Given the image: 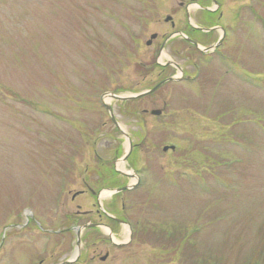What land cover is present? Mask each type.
Wrapping results in <instances>:
<instances>
[{"label": "rangeland", "instance_id": "374dc122", "mask_svg": "<svg viewBox=\"0 0 264 264\" xmlns=\"http://www.w3.org/2000/svg\"><path fill=\"white\" fill-rule=\"evenodd\" d=\"M199 2L0 0V264H54L70 253L73 237L58 230L78 205L90 208L72 201L83 172L98 169L96 154L111 159L100 169L122 170L134 120L119 118L126 137L113 135L101 100L115 111H163L141 115L130 159L143 180L130 209L147 233L141 264H264V0H222L236 32L219 48L199 46L216 50L208 57L159 52L171 31L164 19L180 29V11ZM153 57L199 70L187 66L194 81L139 102L103 96L159 83L166 74L144 61Z\"/></svg>", "mask_w": 264, "mask_h": 264}, {"label": "flooded vegetation", "instance_id": "af4514ba", "mask_svg": "<svg viewBox=\"0 0 264 264\" xmlns=\"http://www.w3.org/2000/svg\"><path fill=\"white\" fill-rule=\"evenodd\" d=\"M199 1H201L198 3L199 9L189 11L187 9L189 3L180 11L181 15L178 18L181 17L182 21L179 23L182 24V28L177 27V23L172 17L168 21L165 19L170 16L164 19L165 25H169L171 31L166 35H161L159 52L168 46H177L179 49H193L199 52L201 56L208 57L216 50L212 53L209 50L202 51L199 46H203L206 50L213 46L219 48L235 34L236 28L233 27L232 21L229 19L230 21L225 24L222 0ZM178 6L183 7V3H179ZM153 35L156 34L151 36ZM157 39H159L158 35L152 41H147L146 45L152 47L153 42ZM144 61L145 64L149 63L151 68H160V76L166 74L159 83L146 91H150L160 84L162 86L144 96H141L142 92L136 93L134 94L136 97L130 101L116 99L112 101L122 104L124 102H139L148 97L152 98L167 84L192 82L194 75L188 74L187 66H192L194 71L199 70V66L187 58H182L181 62L171 60L160 63L157 57L144 59ZM145 64L139 63L140 66ZM179 75L180 78L172 80ZM120 94L107 93V95L114 96H121ZM151 102L157 103L156 100ZM163 104L166 105L165 102ZM110 107V110L105 109L109 121L104 122L102 126L111 129L113 135H121L122 137H125L124 134L126 135L122 130L125 124L119 118L128 116L134 120L133 123L127 124L128 128L136 131L134 140H130L131 149L125 163L131 171L128 169L117 170L114 168L115 165L109 170L100 169L102 166L104 168L111 159H105L98 154L95 155L100 161L98 169L83 172L80 188L74 190L72 196V201L79 198L89 199L90 208L82 211L80 210L81 206L78 205L76 213L71 215L75 219L69 220L67 227L58 230L69 233L73 237L74 243L70 253H64L58 258L52 259L54 264H141L139 245L145 241L147 233H142V225L137 221L136 213L130 209H133V206L137 204V189L143 180L137 170V164L135 169L131 167L130 164L133 161L130 159L132 152L137 151V129H141L143 124L141 115H146L149 112L151 116L158 118L162 114L154 116L151 114L154 110L141 109L138 104L137 109L129 113L127 111H115L112 105ZM115 151L112 162L119 161L121 158L117 156L121 151L119 145ZM38 264H44V262L41 260Z\"/></svg>", "mask_w": 264, "mask_h": 264}, {"label": "water", "instance_id": "95a60500", "mask_svg": "<svg viewBox=\"0 0 264 264\" xmlns=\"http://www.w3.org/2000/svg\"><path fill=\"white\" fill-rule=\"evenodd\" d=\"M167 20H169V19H167ZM156 38V36H152V39H155ZM214 48V47H213ZM158 88V87H157ZM157 88H155V89H153L151 92H153V91H155ZM146 94V93H145ZM144 94H142L141 96H143ZM112 98L113 99H117V100H129V99H131V98H133V97H118V96H112ZM107 109H109L110 110V107L109 106H106L105 104H103ZM162 113V111H160V110H157V111H153L152 112V114L153 115H156V116H159L160 114ZM168 150V148L166 147V148H164V151H167ZM125 159H126V157L123 159V161H125Z\"/></svg>", "mask_w": 264, "mask_h": 264}, {"label": "bare ground", "instance_id": "6f19581e", "mask_svg": "<svg viewBox=\"0 0 264 264\" xmlns=\"http://www.w3.org/2000/svg\"><path fill=\"white\" fill-rule=\"evenodd\" d=\"M121 168L123 169V166Z\"/></svg>", "mask_w": 264, "mask_h": 264}]
</instances>
